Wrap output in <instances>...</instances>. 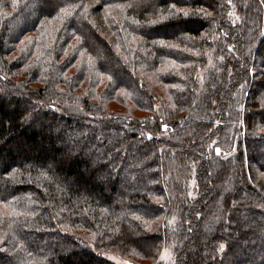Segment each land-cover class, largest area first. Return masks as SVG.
Listing matches in <instances>:
<instances>
[{
	"label": "trees",
	"instance_id": "obj_1",
	"mask_svg": "<svg viewBox=\"0 0 264 264\" xmlns=\"http://www.w3.org/2000/svg\"><path fill=\"white\" fill-rule=\"evenodd\" d=\"M120 254L264 264V0H0V264Z\"/></svg>",
	"mask_w": 264,
	"mask_h": 264
},
{
	"label": "rangeland",
	"instance_id": "obj_2",
	"mask_svg": "<svg viewBox=\"0 0 264 264\" xmlns=\"http://www.w3.org/2000/svg\"><path fill=\"white\" fill-rule=\"evenodd\" d=\"M161 93H163L162 90H160ZM168 256H170L169 251L168 252H163V258H168ZM111 260L114 261L117 264H131L130 260H127L125 256H123L122 254L117 255V256H110Z\"/></svg>",
	"mask_w": 264,
	"mask_h": 264
},
{
	"label": "snow or ice",
	"instance_id": "obj_3",
	"mask_svg": "<svg viewBox=\"0 0 264 264\" xmlns=\"http://www.w3.org/2000/svg\"><path fill=\"white\" fill-rule=\"evenodd\" d=\"M173 8H175V6H174V5H173ZM184 15H185V16H187V15H188V13H187V12H185V13H184ZM165 130H166V126H165ZM149 139H151V136H149ZM216 152H217V155H219V154H220V149H219V148H217V149H216Z\"/></svg>",
	"mask_w": 264,
	"mask_h": 264
}]
</instances>
